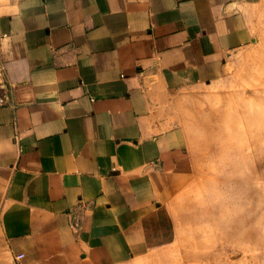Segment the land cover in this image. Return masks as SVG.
Listing matches in <instances>:
<instances>
[{
  "label": "crops",
  "instance_id": "1",
  "mask_svg": "<svg viewBox=\"0 0 264 264\" xmlns=\"http://www.w3.org/2000/svg\"><path fill=\"white\" fill-rule=\"evenodd\" d=\"M263 42L264 0H0V264L168 245L189 93Z\"/></svg>",
  "mask_w": 264,
  "mask_h": 264
},
{
  "label": "rangeland",
  "instance_id": "2",
  "mask_svg": "<svg viewBox=\"0 0 264 264\" xmlns=\"http://www.w3.org/2000/svg\"><path fill=\"white\" fill-rule=\"evenodd\" d=\"M186 110L192 180L173 239L128 264H264V42L217 86L190 91Z\"/></svg>",
  "mask_w": 264,
  "mask_h": 264
},
{
  "label": "built area",
  "instance_id": "3",
  "mask_svg": "<svg viewBox=\"0 0 264 264\" xmlns=\"http://www.w3.org/2000/svg\"><path fill=\"white\" fill-rule=\"evenodd\" d=\"M22 256H18V259H20Z\"/></svg>",
  "mask_w": 264,
  "mask_h": 264
}]
</instances>
